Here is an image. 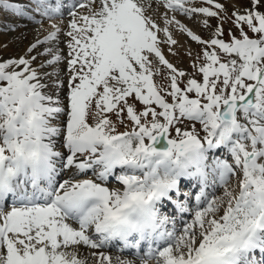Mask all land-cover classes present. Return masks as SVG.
<instances>
[{"label": "snow or ice", "instance_id": "1", "mask_svg": "<svg viewBox=\"0 0 264 264\" xmlns=\"http://www.w3.org/2000/svg\"><path fill=\"white\" fill-rule=\"evenodd\" d=\"M192 3L162 0L161 27L145 0H76L66 32L0 57V264H113L117 244L142 264H264V0ZM63 4L0 10L42 25ZM170 26L202 46L196 75L166 58Z\"/></svg>", "mask_w": 264, "mask_h": 264}, {"label": "rangeland", "instance_id": "2", "mask_svg": "<svg viewBox=\"0 0 264 264\" xmlns=\"http://www.w3.org/2000/svg\"><path fill=\"white\" fill-rule=\"evenodd\" d=\"M11 1L12 0H8L9 3ZM159 1L160 0H145V5H146L148 13L156 19L157 23L161 27H163L164 26V16L160 12L155 13L153 11L152 6L149 7V2H156L158 5H160L159 7H161V10H162L163 4H162V2H159ZM220 2L225 3L226 6L229 8V11H231L233 9V7L243 11V9L245 7H247V5H248V0H220ZM67 3L69 4L70 2L68 1ZM28 4H29V0H26L24 8H26L28 6ZM75 4H76V0H74V2L70 6H66L65 4H63L64 12H63L62 16L56 15V16H53L52 19H45L43 21V24L49 25L50 29L49 30L46 29L48 31L46 33L43 32V34H41V29H40L41 26H43V24L41 25V24H37L35 22H31V21L26 20V19H21L19 16L15 15L11 9L0 10V57L7 58V57H14L17 55H23L27 49L25 42H22L20 37H17L16 35H14V33L16 32V28L14 27V24L16 22L28 23L26 25V28L30 31V33L32 35H35V34L40 35L41 34V36H42L41 40H43L44 36H46L48 34V32L52 30L51 29L52 24L59 25L63 29L64 32H66L68 30L67 24L70 20V16L68 13H69V10H71L73 8V5H75ZM191 6L199 7V6H206V5H202L201 0H193V3ZM165 12H167L169 16L173 15V13H171L169 10H165ZM176 15H177V19H180L182 23H184L188 28H190L197 35H201L205 39H207L211 35V31L209 29H206L203 25V20L205 19V17H203L202 15H196V16L191 17V18L185 17V16L180 15V14H176ZM62 23H64L63 27L61 26ZM211 23L213 25H215L216 23H218V21L213 19L211 21ZM231 27H232V25L227 23V22L224 24V28L226 31ZM170 30L172 31L173 38L177 40V44L175 46H172L173 51L176 52V55H172L168 51L167 45H162V50H163L166 58L169 59L170 62H172L177 68L182 69L186 73H188L189 76L196 75V70L192 67V64L194 62H197L195 60V57H196V54L201 51L202 46L198 45L196 42L192 41L189 37H187L186 34L181 33L174 26H170ZM160 36L163 39V33H161ZM2 40L3 41L6 40L4 42L5 44H3V46L1 45ZM59 40H60V43L58 45V48L60 50H62V52L64 54H66L68 52V49L66 46L67 37L65 35L61 34L59 36ZM52 43L53 42H49L48 44L44 45L42 47V49L47 47V48H53V50L55 51L56 46L53 44V46L51 47ZM189 52H191V55L188 54ZM65 67H66V65L64 63H61V65L55 69V72L59 73V75L66 80L67 73L65 71H63V69ZM48 71L53 72V69L49 68ZM187 78H189V77L186 76L184 78V82H186ZM197 78L199 79L198 76H197ZM71 174H67L65 176V178H68V175L70 176ZM91 176H92V173L89 172L87 177L91 178ZM81 178H84V177H81ZM215 194L220 195L221 192L217 191V192H215ZM92 251H94V250L89 249V248H81V255L83 257H89L90 264H94V261H91V257H90V254ZM106 251H108V250H106ZM110 251H108L106 253L107 254L109 253V255L112 254V256L111 255L110 256L113 259V263L116 262L117 257H119L121 260L122 259L129 260V261H132V264H135L136 260H132L131 256H129V255L119 256L118 253L116 252V250H110ZM138 262H140L142 264V260H139ZM148 264H155V262H153V261L149 262L148 261Z\"/></svg>", "mask_w": 264, "mask_h": 264}, {"label": "bare ground", "instance_id": "3", "mask_svg": "<svg viewBox=\"0 0 264 264\" xmlns=\"http://www.w3.org/2000/svg\"><path fill=\"white\" fill-rule=\"evenodd\" d=\"M64 1L67 2V1H72V0H64ZM11 2L15 6L24 8L25 7L24 5H25L26 0H12ZM151 6L153 7V11L155 13L160 12L164 16V14H165L164 13L165 12V9H163L164 7L161 10V7H159L160 5H158L156 2H149V7H151ZM27 24L28 23H26V22H16L14 24V27L16 28V32L14 33V35H16L17 37H20L21 40H22V42H25L26 48H28V46L31 43L35 42L36 39H42L41 34H43V32L46 33L50 29V26L49 25L43 24V26H41V28H40L41 29V34L40 35L39 34L38 35H36V34L35 35H32L30 33V31L26 28V25ZM61 26L63 27L64 26V23H62ZM46 29H48V30H46ZM5 41L6 40H4V41L2 40V42H1V45L2 46H3V44H5L4 43ZM53 44H54V42L52 43L51 47L53 46ZM40 50L43 51L42 48ZM41 59H43V57H41ZM108 255H109V253H108ZM110 255L112 256V254H110ZM122 260H125V259H122ZM113 264H116V262H114ZM135 264H141V263L138 262V261H135Z\"/></svg>", "mask_w": 264, "mask_h": 264}]
</instances>
